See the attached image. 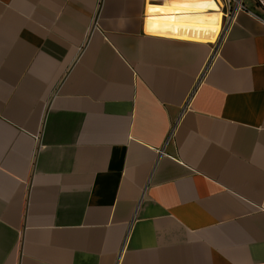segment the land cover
Wrapping results in <instances>:
<instances>
[{
	"label": "crops",
	"instance_id": "crops-1",
	"mask_svg": "<svg viewBox=\"0 0 264 264\" xmlns=\"http://www.w3.org/2000/svg\"><path fill=\"white\" fill-rule=\"evenodd\" d=\"M237 1L0 0V264H264V0Z\"/></svg>",
	"mask_w": 264,
	"mask_h": 264
},
{
	"label": "built area",
	"instance_id": "built-area-1",
	"mask_svg": "<svg viewBox=\"0 0 264 264\" xmlns=\"http://www.w3.org/2000/svg\"><path fill=\"white\" fill-rule=\"evenodd\" d=\"M226 4L229 6L228 12L226 13L228 17H230L232 15V13L236 10V9H246L244 7V5H240L239 1L237 0H225ZM233 4H236L235 6H233ZM250 13L258 16L256 13L250 11ZM260 17V16H258Z\"/></svg>",
	"mask_w": 264,
	"mask_h": 264
},
{
	"label": "snow or ice",
	"instance_id": "snow-or-ice-1",
	"mask_svg": "<svg viewBox=\"0 0 264 264\" xmlns=\"http://www.w3.org/2000/svg\"><path fill=\"white\" fill-rule=\"evenodd\" d=\"M214 6V5H213Z\"/></svg>",
	"mask_w": 264,
	"mask_h": 264
}]
</instances>
